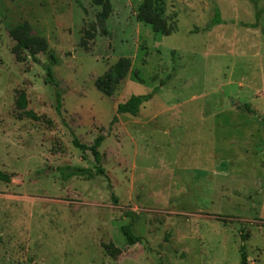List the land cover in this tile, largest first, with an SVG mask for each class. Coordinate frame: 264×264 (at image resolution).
Masks as SVG:
<instances>
[{"label": "rangeland", "instance_id": "1", "mask_svg": "<svg viewBox=\"0 0 264 264\" xmlns=\"http://www.w3.org/2000/svg\"><path fill=\"white\" fill-rule=\"evenodd\" d=\"M110 1L108 35L96 27L81 46L90 0H0V264H240L242 244L264 264V12L245 26L264 0H165L166 36L135 19L142 0ZM24 21L47 41L38 62L11 52ZM122 56L130 71L104 95L94 81ZM21 91L37 119L16 108ZM98 135L104 175L61 178L95 173L72 141ZM129 222L140 243H126Z\"/></svg>", "mask_w": 264, "mask_h": 264}, {"label": "trees", "instance_id": "2", "mask_svg": "<svg viewBox=\"0 0 264 264\" xmlns=\"http://www.w3.org/2000/svg\"><path fill=\"white\" fill-rule=\"evenodd\" d=\"M94 6H98L99 10L95 12V21L90 25V29L83 30V37L81 39L80 45H86L85 38H93L95 36L92 30H95L96 27H100V31L103 35H108V31L105 27V22L112 13V4L110 0H90ZM255 22L253 24L245 25L250 27H256V24L260 18V15L264 12V7H258L255 4ZM135 19L138 22H143L149 25L152 31L160 35H169L173 27L167 22L165 14V0H142L136 9ZM222 22L220 13L218 9L215 10L212 19L206 25V28H211ZM9 36L15 42L11 48L15 59L17 61H23L26 57H30L34 62H38L36 57L37 53L45 52L47 50V41L44 37L32 34L31 26L27 21L21 22L8 31ZM26 52V54H24ZM51 63L44 66L45 71V83L52 84L54 87L57 86V81L53 77L52 72V63L56 61L54 54L51 52L49 54ZM130 60L126 57H119L109 68L100 76H98L94 85L98 91L104 95L110 96L114 93L117 86L125 78L127 73L130 71ZM136 73V72H135ZM170 76L168 75L165 79H162L159 85H163ZM138 78V77H137ZM159 87V86H158ZM158 87H155L152 91L140 94V95H130L125 101L119 102L115 108V115L112 117L111 122L117 120V114H129L131 116H136L139 112L140 106L147 101H149L152 96L155 94ZM56 100V111H60V95L57 90L54 92ZM15 106L18 110H22L24 116L37 119V115L32 110H26L27 101L26 96L23 91L19 92L18 97L15 102ZM244 110L249 111V105L244 104ZM103 141V135H98L94 138L92 144L86 145L79 142V140L74 137L72 144L76 147L81 153L89 150L94 159V168L95 173H91L89 169L82 167H63L59 168L61 178L66 180L72 175L76 174H86L87 178H93L96 175H104V169L101 166V155L98 150L99 146ZM1 180H8L9 176L5 173L0 172ZM132 223L129 222L121 226V233L127 244H136L140 243L143 238L141 236L135 235L132 230ZM240 264H247V255L244 251V245L240 246Z\"/></svg>", "mask_w": 264, "mask_h": 264}]
</instances>
